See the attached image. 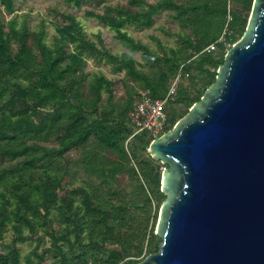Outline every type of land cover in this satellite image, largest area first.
Here are the masks:
<instances>
[{
	"label": "trees",
	"instance_id": "1",
	"mask_svg": "<svg viewBox=\"0 0 264 264\" xmlns=\"http://www.w3.org/2000/svg\"><path fill=\"white\" fill-rule=\"evenodd\" d=\"M107 1L63 0L103 6L85 15L127 51L87 40L67 9H52L49 43L43 22L32 29L18 18L16 0H0V264H139L158 251L167 164L147 151L153 137L146 131L129 138L128 112L143 96L163 97L180 73L165 107L164 133L171 130L215 81L254 0ZM164 10L180 27L176 46L152 36L153 48L127 30L151 28ZM213 42L217 55L207 48ZM88 58L117 77L86 71ZM21 243L34 244L24 256Z\"/></svg>",
	"mask_w": 264,
	"mask_h": 264
},
{
	"label": "water",
	"instance_id": "2",
	"mask_svg": "<svg viewBox=\"0 0 264 264\" xmlns=\"http://www.w3.org/2000/svg\"><path fill=\"white\" fill-rule=\"evenodd\" d=\"M167 164L158 251L139 264H264V0L215 81L147 147Z\"/></svg>",
	"mask_w": 264,
	"mask_h": 264
},
{
	"label": "rangeland",
	"instance_id": "3",
	"mask_svg": "<svg viewBox=\"0 0 264 264\" xmlns=\"http://www.w3.org/2000/svg\"><path fill=\"white\" fill-rule=\"evenodd\" d=\"M125 1L126 0H108L107 4L116 5L119 3H124ZM89 8H94L96 11H101L103 6L97 7L92 4H82L80 7H74L71 4L70 5L65 4L63 0H16V13L18 18L22 19L25 17V19L27 20L28 24L32 29H36L37 25L40 22H43L45 24V29H46V38L49 43L53 41V35L55 33L54 25L52 23L53 22L52 9H58V10L67 9L68 11L73 12L76 18L80 20V23L84 31V37L87 40L98 42V38H102L106 47L110 51L115 53H121L123 51H127V49L122 45V43H120L118 40H116L113 37V31L109 30L106 26L102 25L94 18L85 15V10ZM12 16H13L12 14H7L6 19ZM179 28H180L179 24L170 18L169 11H165V10L155 15V24L149 29H135L132 26H127V30L130 32L131 35H133L135 38L142 40L145 43H148L153 48L157 45V41L154 40L152 36L157 37L166 46H176L175 34L179 30ZM228 46L229 44L226 43V47ZM212 50L215 55L219 54L220 52L217 47H215ZM133 55L138 59L140 58L139 53H134ZM86 71L89 72L101 71L109 77H117V75H114L111 72L110 66L105 64L104 61H102L101 63H97V62H93L91 58H88L87 60ZM115 92H116V99H119L118 97L123 95V86L121 82H118L115 85ZM174 108H176V110L178 111H181L184 108V106L180 104H176L174 105ZM181 118L182 117H180L178 120H180ZM68 154L71 157H75L76 151L72 149L68 152ZM76 180L77 181H75V184L80 182L79 178H76ZM33 245L34 244L32 243L31 244L21 243L20 248L22 251V255L24 256L25 254H27V252L33 247Z\"/></svg>",
	"mask_w": 264,
	"mask_h": 264
},
{
	"label": "built area",
	"instance_id": "4",
	"mask_svg": "<svg viewBox=\"0 0 264 264\" xmlns=\"http://www.w3.org/2000/svg\"><path fill=\"white\" fill-rule=\"evenodd\" d=\"M218 40H222V37H220ZM215 47H217L216 42H213L207 48L212 50ZM180 75L181 74L178 73L175 76L163 97L152 98L150 96H143L136 102L133 108L128 112V118L134 128L129 138L134 137L137 133L142 131H146L150 136L153 137V139L164 134L167 123L165 107L168 100L176 94L180 81ZM81 264L92 263L85 262Z\"/></svg>",
	"mask_w": 264,
	"mask_h": 264
}]
</instances>
